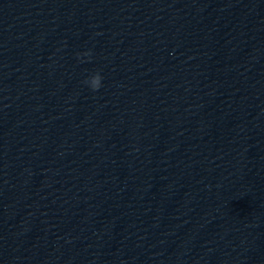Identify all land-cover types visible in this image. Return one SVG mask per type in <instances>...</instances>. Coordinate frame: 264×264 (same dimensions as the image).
I'll return each mask as SVG.
<instances>
[{"label": "water", "instance_id": "95a60500", "mask_svg": "<svg viewBox=\"0 0 264 264\" xmlns=\"http://www.w3.org/2000/svg\"><path fill=\"white\" fill-rule=\"evenodd\" d=\"M0 264H264V0H0Z\"/></svg>", "mask_w": 264, "mask_h": 264}, {"label": "clouds", "instance_id": "9594fccd", "mask_svg": "<svg viewBox=\"0 0 264 264\" xmlns=\"http://www.w3.org/2000/svg\"><path fill=\"white\" fill-rule=\"evenodd\" d=\"M78 58L80 54H77ZM83 55L88 56L89 58L91 57L90 52H85ZM102 81V76L100 75L99 72L93 74L89 79L85 81V83L93 90V91H98L100 87L102 86L101 84Z\"/></svg>", "mask_w": 264, "mask_h": 264}]
</instances>
